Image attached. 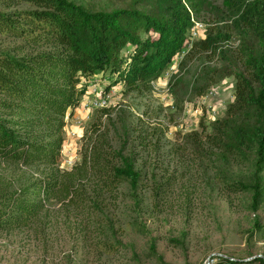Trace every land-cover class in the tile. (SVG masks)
I'll return each mask as SVG.
<instances>
[{
  "label": "trees",
  "instance_id": "trees-1",
  "mask_svg": "<svg viewBox=\"0 0 264 264\" xmlns=\"http://www.w3.org/2000/svg\"><path fill=\"white\" fill-rule=\"evenodd\" d=\"M222 1L225 10L215 17L214 0H121L123 7L111 11L69 0H0V34L19 41L12 50H0V171L9 169L17 177L15 182L0 177V232L45 223L41 220L53 206L99 227L149 181L158 189L171 187L178 167L188 173L205 163H243L255 156L260 171L264 0ZM203 14H210V26L205 38L192 42L194 17ZM236 30L242 46L234 52L223 44ZM181 54L179 72L169 83L176 108L183 112L186 101L233 77L234 100L223 117L204 116L197 130L170 143L167 129L151 124L149 111L136 116L129 109L100 107L84 130L79 160L71 169L60 166L67 115L81 103L84 81L110 73L118 77L114 83L122 82L125 95L144 96ZM173 162L174 170L158 180L156 171L168 172ZM222 187L229 195L252 190L259 205L258 182L229 179ZM123 248L122 242L105 241L95 251L113 255ZM249 264H264V257Z\"/></svg>",
  "mask_w": 264,
  "mask_h": 264
},
{
  "label": "rangeland",
  "instance_id": "rangeland-1",
  "mask_svg": "<svg viewBox=\"0 0 264 264\" xmlns=\"http://www.w3.org/2000/svg\"><path fill=\"white\" fill-rule=\"evenodd\" d=\"M69 1L90 9L111 11L123 7L121 0ZM214 6L212 15L221 17L223 1L214 0ZM208 16L194 17L206 31L210 26ZM188 40L199 39L192 38L190 30ZM18 43L0 34V50H12ZM241 46L238 30L223 44L234 52ZM182 58V54L177 55L153 83V91L144 96L125 95L122 82L114 83L118 77L110 73L84 81L87 86L81 103L72 116L67 115L60 166L71 169L79 160L84 130L100 107L129 109L136 116L149 111L151 124L166 128L165 140L170 143L178 134L197 130L204 116L210 121L223 117L234 100L233 77L212 87L203 97L186 101L183 112L176 108L169 83L179 72ZM241 162L205 163L200 171L192 169L188 173L178 167L171 187L158 189L148 180V188L132 191V200L121 204L114 212L115 218L99 227H88L81 218L67 217L60 206H53L49 218L41 220L45 223L0 232V264H227L222 259L249 264L258 256L264 257V164L259 171L255 156ZM173 168L174 162L168 172L156 171L158 180L161 175L169 176ZM1 176L10 182L17 178L9 169L0 171ZM229 179L250 185L258 182L262 190L259 205L253 203L252 190L240 195L224 192L222 184ZM123 190L130 193L129 186ZM105 241L116 246L122 242L124 248L113 255L95 251Z\"/></svg>",
  "mask_w": 264,
  "mask_h": 264
},
{
  "label": "built area",
  "instance_id": "built-area-1",
  "mask_svg": "<svg viewBox=\"0 0 264 264\" xmlns=\"http://www.w3.org/2000/svg\"><path fill=\"white\" fill-rule=\"evenodd\" d=\"M194 21V26L191 29V37L194 39H202L205 38L206 28L202 23H198Z\"/></svg>",
  "mask_w": 264,
  "mask_h": 264
},
{
  "label": "water",
  "instance_id": "water-1",
  "mask_svg": "<svg viewBox=\"0 0 264 264\" xmlns=\"http://www.w3.org/2000/svg\"><path fill=\"white\" fill-rule=\"evenodd\" d=\"M259 258H262V256H258Z\"/></svg>",
  "mask_w": 264,
  "mask_h": 264
}]
</instances>
